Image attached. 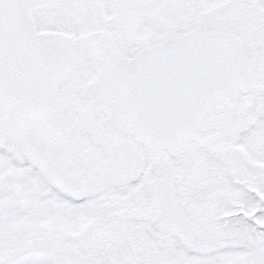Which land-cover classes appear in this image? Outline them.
Here are the masks:
<instances>
[{"label":"snow or ice","instance_id":"1","mask_svg":"<svg viewBox=\"0 0 264 264\" xmlns=\"http://www.w3.org/2000/svg\"><path fill=\"white\" fill-rule=\"evenodd\" d=\"M0 264H264V0H0Z\"/></svg>","mask_w":264,"mask_h":264}]
</instances>
